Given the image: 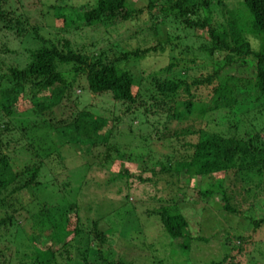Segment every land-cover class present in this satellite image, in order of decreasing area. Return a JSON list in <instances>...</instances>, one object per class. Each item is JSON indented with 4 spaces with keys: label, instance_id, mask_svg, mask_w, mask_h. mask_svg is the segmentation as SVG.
Returning <instances> with one entry per match:
<instances>
[{
    "label": "trees",
    "instance_id": "obj_1",
    "mask_svg": "<svg viewBox=\"0 0 264 264\" xmlns=\"http://www.w3.org/2000/svg\"><path fill=\"white\" fill-rule=\"evenodd\" d=\"M27 1L0 0V38L5 33L8 36H15L14 40L18 41L19 45L26 44V48L22 50H2L4 53H9L13 59L19 58L20 63L14 62V65L4 66L0 62V112L10 116L14 112L13 109L17 110V101H20L27 106L22 112L30 111L26 116L19 114L21 119L17 121L19 132L28 134L42 127L51 126V129L54 127L56 138L60 140L53 146L47 143L46 146L41 144L38 148L25 145L23 150L18 151V159H14L13 166L2 150L5 149V145L1 141V135L8 131L9 123L0 122L2 209L8 210L14 204L19 207L18 210L23 208L22 210L29 217L36 219V223L48 225V235L43 236L49 239L48 244L42 245L46 246L45 248L35 249L31 264H62L61 261H64V264H90L84 252L80 250H76L77 255L72 259L73 246L83 243L89 244L86 250L97 254L95 260L99 261L98 264H134L124 256H118L113 260L114 254L109 249L107 241L108 237L117 233L116 240L119 244L124 249L128 247L129 243L124 241V232L125 229L128 230L130 226L137 224L134 207L123 200L116 204L117 207H112L109 201L105 202V205L95 203V208L101 211L94 213L88 225L86 222L83 224V217L79 214L80 207L71 206L77 201L71 203L69 199L81 191L82 187H86L87 182L79 179V183L82 181L81 189H70L68 182L62 183L67 173L66 169L64 170L66 173L56 174V169L54 170L51 165V163L65 165L60 149L67 146L72 150H82L86 147L87 149L79 153L80 155L86 157L94 154L93 156L98 157L103 164H109V168L114 169H117L115 164L121 163L122 156L129 152L125 156L128 164L121 170L117 169L109 182L122 179L126 181L133 177L141 182H150V179H140V174L147 172L152 176L167 174L176 178L182 174L188 180L195 177L209 178L224 173L226 178L240 177L246 183L264 175V126L257 134L248 135L246 139L223 137L218 133L207 132L202 127L197 128L200 120L207 115L231 110L241 105L243 103L241 100L248 98L251 91L254 96L253 102L264 105V0H238L235 9H221L224 23L215 28L210 24L209 0H146L143 9L131 7L128 4L129 0H94L93 3H85L77 7L59 6V0H36L34 6L39 4L45 10L53 11L55 23L52 26L58 31H79L106 24L133 23L138 21L139 15L152 13L151 16L157 14L163 20L171 19L182 28L194 29L202 33V37H194L195 40L201 41L196 46V52L209 57L211 61L221 57V64L214 63L210 74L191 78L189 85L178 79L166 80L163 77V73L168 74L172 71L174 64L161 68L159 73L147 75L148 84L155 88L154 92L157 94L155 99L150 97L152 103L147 108L153 110L162 105L164 108L159 107L160 110L168 113L164 120L168 125L162 123L163 131L166 134L170 132V136H174L176 141L180 138L183 140L181 146L183 154L178 158H170L165 154L164 159H158L154 163L158 167L156 173L146 166L150 154L142 157L143 161H140L134 158L135 152L131 153V150L127 149L122 151L118 147L109 145L113 130L111 121L107 124L109 127L107 128L108 121L85 110L70 114L69 119L64 120L63 123H54L51 116L54 109L58 110L61 106L64 94L68 95L73 85L83 83L91 95L107 94L114 102L125 103L131 108L137 104V101L142 105L145 100L140 93V79L142 82L144 73L139 70L134 75L126 65L129 62L137 63L149 54L163 51L169 53L170 60H174L175 57L183 58L182 54L193 56L190 53L191 46L179 44L177 46L180 47V52L176 53L177 47L173 46L172 40L168 38L164 42L142 49L122 50L113 45L116 53H112L110 57L101 51L89 54L85 53L83 48L74 51L68 40L50 41L39 35L37 27L29 26L28 14L19 13L17 9V7L23 9ZM217 4L221 7L220 2ZM177 39L175 37L174 41ZM30 42H33L32 47H29ZM239 65L244 69L248 68V73H244L245 77L234 76ZM62 67H67L66 72ZM221 71L226 74L218 79ZM81 79L83 83L76 82ZM200 89L208 90L209 94V98L202 103H199L191 92ZM246 89L250 90V93L240 92ZM178 93H181L185 99L178 103L171 100L167 104L166 98H172ZM32 114L42 116L43 120L31 119L34 117L31 116ZM196 120L197 126L193 130V126L184 125L187 121L194 125ZM169 123L171 128L174 125L176 129L170 130ZM166 134L162 136L170 140L171 137ZM192 135L195 136V141H191ZM148 146L153 148L152 143H148ZM99 147H105L102 155H99L97 150ZM56 159L58 160L55 161ZM83 163L85 165L83 167H90L84 158ZM137 163L142 167L138 175H133L131 166ZM58 174L62 177L60 184L59 176H56ZM43 181L50 187L57 186L59 189L58 197L55 196L56 200L49 206L45 205V202L35 201L34 191L42 187ZM65 181H69V176ZM30 188L31 202L24 196ZM251 191H253L252 196L264 191V181L259 186H253ZM115 192L119 193V189ZM212 193L220 195L223 211L236 216L237 211L230 207L228 197L222 190L221 181H216L209 185L208 190L199 192L203 197ZM101 200L106 201V197ZM18 210L16 212H19ZM147 216H154L158 220L161 231L169 240L180 241L181 249L188 248L193 242H207L200 237L187 236V222L175 206L158 207L150 211ZM9 221L10 216L6 215L5 218L0 219V227L9 224ZM115 225L122 229L116 232ZM247 225L258 228L259 225H264V218L260 217L258 221L248 218ZM243 239L242 235L230 237L226 235L222 241V248L227 252H223V257L219 261L210 264H238L234 261L235 257L231 255V251L241 253ZM31 242L36 243L33 238ZM10 262L11 256L0 252V264H10Z\"/></svg>",
    "mask_w": 264,
    "mask_h": 264
},
{
    "label": "rangeland",
    "instance_id": "obj_2",
    "mask_svg": "<svg viewBox=\"0 0 264 264\" xmlns=\"http://www.w3.org/2000/svg\"><path fill=\"white\" fill-rule=\"evenodd\" d=\"M211 11V27L215 28L219 24L224 23L222 20L221 9H235L238 0H209ZM24 4V8L17 7L19 13L28 14V24L31 27H37L40 36L50 41L54 40H68L72 50L84 49L87 54L95 53L97 51L104 52L106 56L110 57L112 53H116L114 46L122 50H132L135 48H144L154 46L155 43L164 42L166 39H171L173 46L177 47L176 53L180 52V47L177 45H186L190 47V53L194 56L185 55L183 58L175 57L170 60L169 53L166 51L149 54L137 63L129 62L128 67L130 73L136 75L139 70L144 73L142 82L140 79V93L144 104H137L135 106L127 107L125 103L114 102L107 94L91 95L83 80H77L83 84H75L71 92L64 94L61 99V106L58 110L54 109L51 116L54 123L69 119L70 114L77 111H88L92 115L100 117L107 124H113L111 138L109 145L118 147L120 150H131L135 152L134 158L143 161L142 157L150 154L149 162L146 164L148 168H152L156 173L158 167L154 165L158 159H164L166 154L168 157L178 158L183 154L181 146L183 140L180 138L177 141L170 136L171 133L163 131L162 123H164L167 114L158 108L149 110L147 106L152 103L150 97L155 99L157 97L155 88L148 84V74L159 73L161 68L167 65L174 64V68L168 74H164L166 80L178 79L185 84H190L191 78L198 76H205L210 74L213 64L219 62L221 64V57L214 58L213 61L196 52V46L201 42L195 40L194 37H202V33L194 29L182 28L177 22L171 19L163 20L157 14L144 13L139 15L138 21L133 23L122 24H106L104 26H97L93 28H83L78 30L58 31L53 28L55 17L53 11L45 10L43 6L37 4L36 0H28ZM94 0H59V6L77 7L85 3H93ZM220 2L221 7L218 6ZM40 3V2H39ZM41 4V3H40ZM128 4L131 7L143 9L146 5V0H129ZM203 15V14H202ZM7 35V36H6ZM5 36V37H3ZM178 38L174 41V38ZM15 36L3 34L0 38V62L4 66L14 65L20 63L19 58L13 59L9 53H4L2 50H22L26 48V44L19 45V42L14 40ZM29 47H32V43ZM175 43V44H174ZM36 45V44H35ZM172 46V47H173ZM11 56V57H10ZM67 67H62L66 72ZM236 69V68H235ZM246 69V67H245ZM244 67L238 66V70L234 76H243L248 73L247 69L243 72ZM185 73V74H184ZM226 73L220 72L219 78H222ZM231 74V73H228ZM80 79V78H79ZM191 90V88H189ZM250 90H241L244 93ZM192 94L199 102H205L209 98L208 90H192ZM252 91L248 98L241 100V105L233 107L231 110H222L220 112H213L207 115L206 118L200 120L197 126V120L193 123L187 121L186 126H193L192 130L203 128L207 132H214L221 134L223 137L243 138L246 139L248 135L257 134L260 128L264 126V105H259L253 102ZM184 96L178 93L174 97L166 98L167 104L173 100L175 103L184 100ZM16 109L10 116H5L0 112V122L9 123L8 131L3 132L1 141L5 145V152L13 165L14 159H18V151L23 150L26 146H33L38 148L41 144L46 146V143L53 146L55 142L60 141L56 138L54 127L45 126L33 133L19 132L18 120L19 114L27 115L26 110L22 112L27 106L20 101H17ZM164 108V107H163ZM146 109V111H145ZM125 110H128L127 112ZM31 119L40 118L32 114ZM195 114L193 115V117ZM193 119V118H192ZM111 121V122H110ZM205 122V124L203 123ZM170 130H175L176 126L169 123ZM170 136V140L162 135ZM191 141H195V136H191ZM152 143V147L148 146ZM68 147V148H67ZM60 149V155L66 165L53 166L57 173H66L65 178L69 176V181L62 182V177L59 176L58 183L68 182L70 189H81L80 183L85 180L86 187H82L81 191L72 195L69 199L71 206L76 205L80 207L79 214L83 217V224L86 225L93 219L94 213L101 210L95 208V203L105 205V202H110L112 207H117L118 202L123 200L130 204L135 209L137 216V224L130 226L128 230L125 229L124 241L129 243L128 247L123 248L116 240V234L113 233L107 238L109 249L113 251V260L118 256H124L126 260L134 264H210V262H217L227 250L222 248L223 240L226 235L240 236L244 238L241 253L231 251V255L235 257V262L238 264H264V225H259L258 228H253L247 225V219L252 218L258 221L264 218V191H260L252 196L253 186L261 185L264 181V175L253 178L250 182H244L240 177L226 178L224 173H219L216 176L209 178L195 177L188 180L182 174L177 178L170 177L167 174H155L152 176L150 172L140 174L141 180L150 179V182H141L137 178H130L125 181L122 179L116 182H109L112 175H115L117 169L121 170L127 165V157L122 156L121 163L115 164L117 169L109 168V164H103L99 158L94 157V154L80 155L85 149L72 150L67 146ZM84 147V146H82ZM105 149L99 147V155H102ZM36 151V150H35ZM94 152V150H92ZM179 152V153H178ZM100 158L102 156H99ZM83 158L90 166H85ZM34 160V158H31ZM56 159L55 161H57ZM53 161V160H52ZM25 162V161H24ZM23 162V163H24ZM132 165L133 175H138L142 165ZM14 166V165H13ZM64 166V168H63ZM66 171L64 172V170ZM79 179L82 181L79 183ZM221 181V187L225 195L228 197V203L231 208L237 211L236 216H233L221 209V197L219 194L212 193L210 196L203 197L199 192L209 189V185ZM125 182V184H124ZM223 184V186H222ZM251 188V189H249ZM119 189V193L115 191ZM58 188L50 187L45 181L42 182V187L34 191L37 202H45L49 206L58 197ZM68 191L66 196L68 198ZM25 198L31 202V188L25 193ZM34 196V195H33ZM105 200H101L103 197ZM1 197V196H0ZM97 197V198H94ZM127 197V200H125ZM96 201V202H95ZM161 206H175L178 213L186 220L187 228L186 234L189 238L200 237L207 240L205 243L193 242L189 244L188 248L181 249L179 247L180 241L173 242L161 231L158 220L154 216H147V214ZM18 206L5 210L2 209L0 203V219L10 216V223L0 227V252L6 256H11L10 264H31V258L35 249L45 248L42 245L48 244V238L43 236L48 235V225H40L36 223V219L28 216L27 213ZM18 210L19 212H16ZM97 214V213H96ZM31 215V206H30ZM116 232L122 228L114 226ZM246 232V233H245ZM245 233V234H244ZM31 238L36 243L31 242ZM123 239V237L121 236ZM231 239V238H230ZM231 242L234 244L231 240ZM83 243V242H82ZM236 244V243H235ZM88 243L75 244L71 251L72 259L77 255L76 250L83 251L86 259L90 264H98L95 258L97 254L94 251L86 250ZM224 252V253H223ZM14 256V257H13ZM78 257V256H77ZM19 261V262H18ZM64 264V261H61Z\"/></svg>",
    "mask_w": 264,
    "mask_h": 264
}]
</instances>
